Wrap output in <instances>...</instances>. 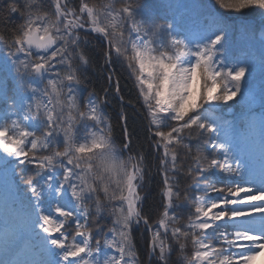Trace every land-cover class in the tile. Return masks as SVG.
<instances>
[{
    "label": "snow or ice",
    "instance_id": "1",
    "mask_svg": "<svg viewBox=\"0 0 264 264\" xmlns=\"http://www.w3.org/2000/svg\"><path fill=\"white\" fill-rule=\"evenodd\" d=\"M262 252L264 0H0V264Z\"/></svg>",
    "mask_w": 264,
    "mask_h": 264
},
{
    "label": "trees",
    "instance_id": "2",
    "mask_svg": "<svg viewBox=\"0 0 264 264\" xmlns=\"http://www.w3.org/2000/svg\"><path fill=\"white\" fill-rule=\"evenodd\" d=\"M91 2L94 3L95 0H91ZM238 19L239 20L247 19L249 22L258 23V16L255 14H252V13H249L244 17H238ZM118 74L121 75L120 87H121L122 95L125 97L126 101H133L135 103L136 93L134 91L130 90L132 85H131V82H129L127 80V73L124 71H120ZM92 80L95 82L93 86L99 87V81L97 80L95 75H93ZM83 95H87V91H85L83 93ZM109 107L111 108V106H109ZM136 108L143 111L142 105L140 103H136ZM111 111L113 112V114H115L118 111V109H111ZM128 112H129V115L131 116L130 127L132 126V121H134V127H135L136 134L139 136L146 153L151 152V149L149 147V142L145 139V137L147 135V121L140 114V112H136L135 114H133V109L131 107L128 108ZM112 122L115 123V115H114ZM165 130H167V129H165ZM115 135H116L117 140H119L121 138V133L119 130L116 131ZM123 155L125 158H127V156H129L130 153L124 152ZM147 163L149 165H151L153 163L150 155L148 156ZM155 163L158 167L159 163H160L159 158L156 159ZM154 179L159 180V176H156ZM136 235H137V243L142 248L143 247V240L140 239L139 233H137Z\"/></svg>",
    "mask_w": 264,
    "mask_h": 264
},
{
    "label": "rangeland",
    "instance_id": "3",
    "mask_svg": "<svg viewBox=\"0 0 264 264\" xmlns=\"http://www.w3.org/2000/svg\"><path fill=\"white\" fill-rule=\"evenodd\" d=\"M253 264H264V252L257 256L256 260L253 261Z\"/></svg>",
    "mask_w": 264,
    "mask_h": 264
}]
</instances>
